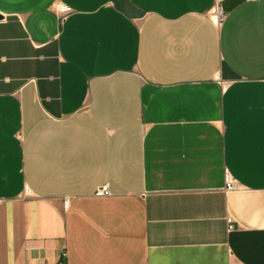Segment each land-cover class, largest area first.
<instances>
[{
	"label": "crops",
	"instance_id": "0c3cea01",
	"mask_svg": "<svg viewBox=\"0 0 264 264\" xmlns=\"http://www.w3.org/2000/svg\"><path fill=\"white\" fill-rule=\"evenodd\" d=\"M0 14V264H264V0Z\"/></svg>",
	"mask_w": 264,
	"mask_h": 264
},
{
	"label": "built area",
	"instance_id": "2783aa9c",
	"mask_svg": "<svg viewBox=\"0 0 264 264\" xmlns=\"http://www.w3.org/2000/svg\"><path fill=\"white\" fill-rule=\"evenodd\" d=\"M70 9L66 6H61L59 9V12H61L63 15L68 14L70 11ZM224 15L222 13L221 10L217 9L213 14L211 19H213L214 23L218 26L222 23ZM236 187H238V182L236 180H234L233 178H231L229 175L226 174V190L227 191H233L236 189ZM108 187H104L102 188L98 193L100 196H110V193ZM229 227V231L233 230L234 227L233 226H228ZM61 264H65V263H61Z\"/></svg>",
	"mask_w": 264,
	"mask_h": 264
},
{
	"label": "water",
	"instance_id": "95a60500",
	"mask_svg": "<svg viewBox=\"0 0 264 264\" xmlns=\"http://www.w3.org/2000/svg\"><path fill=\"white\" fill-rule=\"evenodd\" d=\"M4 16L0 14V20H3Z\"/></svg>",
	"mask_w": 264,
	"mask_h": 264
}]
</instances>
